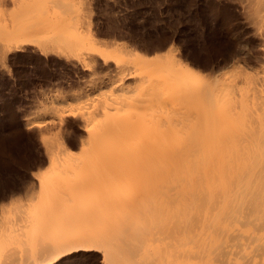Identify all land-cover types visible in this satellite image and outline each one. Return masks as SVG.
Here are the masks:
<instances>
[{"label":"rangeland","instance_id":"obj_1","mask_svg":"<svg viewBox=\"0 0 264 264\" xmlns=\"http://www.w3.org/2000/svg\"><path fill=\"white\" fill-rule=\"evenodd\" d=\"M256 1L257 0H0V43H2V45H0L5 47V49L3 47V50L0 49V109L5 110L4 115L1 116L0 114V223L2 222L0 225L2 229L0 230L4 231L6 228H9V233L11 228H13V231L15 230V232H12V236L10 235V239L7 240L8 247H15L13 251L16 250L15 252L20 253L24 247L28 246L30 249L32 245L34 246V244L30 242H35L33 241L35 236L42 232L45 233V229L43 230L42 228L43 223L39 221L38 224V222H36L37 220H34V224L32 219V214L34 213L31 212V214L28 210L29 204H32V202L36 203L32 199L34 197L33 193L35 198H40L38 193L41 194L40 186L42 181H45L46 184L51 187V190L48 191L49 193H44V199L47 203L45 204L50 206L51 204L49 205V202L51 201L53 204L58 202V206L62 205L60 209L62 208L63 212H60L59 215L62 216V214H64L66 221H64L63 216L60 218L56 213L54 216L66 222L65 224L68 227L67 231L69 232H78V234L82 232V234L97 235V237L103 236V234L111 235L112 232L117 234L119 230L116 231L115 229H120L121 227L119 228L120 225L118 227L116 226L118 225L116 222L118 223L119 220L115 223L114 220L120 217H124L126 226L129 223H131L129 227H131V225L134 226L137 222L136 226L142 227L146 219H148V217L150 219L151 217L149 207L151 206L150 203H152V200L149 198L151 197L149 191L151 187L150 183L152 182L150 181L152 179V170L150 167L152 168V166L151 162L149 164L150 167L148 166V159L150 160V156L147 155L148 152H143L139 149L147 147L153 140L167 139L169 138L168 135L170 137H175L176 134L183 136L180 132V125L175 124L172 117L171 120L169 116H166L168 111L166 112V110L162 108L163 113H161V107L159 108L156 106L157 108H153V105H155L153 103H155V101L151 103L150 100L149 102V99L153 96L148 98L146 93L151 96L152 91L150 92V90L157 92L159 91L157 90V88H159L157 86L160 85V89H163L165 86L163 89L165 94L171 93L167 91L180 89L182 96L179 95L181 97H185V94L188 92L195 95V93H193L194 90V92L197 91L196 95H198V91L201 88L200 84L203 85L209 82L208 84H212L214 89L217 87L215 90L213 89L217 91V93L215 92L216 96H214L215 93L213 91V101H215V103H212V105H210L211 103H202L203 106H210L207 108L205 107L206 111L207 109L209 110L207 111L208 113L211 112L210 110L212 109L209 108L212 106L215 108L213 111L215 110L220 113V110L224 108L223 111L225 110V112L222 111L223 114L221 113V122L219 118H217L216 121L215 117L211 118L213 116V113H211L208 123H215V125L212 124L214 127L216 123L222 124V122L231 121L232 111L234 110L237 112V108H232L234 106L230 104L235 97L234 101H237V104H239L238 99H242V93H247L245 90L249 89L250 91H256L261 89V92L264 93V89H262L264 87V84H262L264 79L262 78L261 81L258 79V73L262 72L264 66V23H260L259 21L260 9L257 8L258 3ZM27 7L29 8L27 9ZM32 7L33 9H31ZM29 9L31 11H29ZM63 34H65L66 40L65 38L64 40L62 39ZM66 44H69V46ZM17 45H21L22 48L17 49ZM151 58L152 61L149 60ZM131 62L134 63L131 64ZM142 62L144 66L147 63V65L152 63L150 66H153V62H155L157 65H154V70H157V72H152V69H150L154 74L150 72V75L149 71L148 74H146L147 71L144 70L146 66L144 68ZM158 65L160 66L159 68ZM142 68H144L143 73H140L142 71L140 69ZM190 70L192 71L189 72ZM170 72L171 74L168 75ZM173 73L176 75H173ZM148 75L151 77L149 76L148 78ZM152 75L158 76L155 78V76ZM178 77L181 80H178ZM163 78L165 81L161 80ZM182 78H184V80L186 79L187 82H184ZM194 78H198L195 79L198 81L196 82ZM174 80L176 85L173 83ZM204 80L205 82L203 83ZM162 81L165 83L163 84ZM255 81L260 82L259 85L256 82L257 86L262 84L263 87L261 86L260 89L255 87L254 89L252 88L253 90L250 89L255 85ZM240 83L242 85L241 87ZM178 84H180L182 88ZM188 84L190 89L187 87ZM153 86L157 88L155 89ZM139 88H141V91H139ZM143 89L144 91L146 90V93L143 92ZM191 89L193 91H191ZM243 89L244 92H242ZM124 90L125 92H123ZM147 90H149V92H147ZM139 92H141L142 97L146 94L145 97L147 96L148 99L139 96ZM254 92H252V96L250 97H248L250 92L246 94L248 98H251L249 101L253 98L256 100V94ZM259 92L260 91H258V94ZM134 94L136 96H134ZM190 94H186V97H191ZM224 94H226V97H223ZM130 95L134 97V100H136L135 102L138 101L139 103L133 105L134 100ZM246 95L243 97L246 98ZM122 97H127V99L131 98L132 101L131 99L129 101ZM215 97L217 98L216 100ZM144 99L148 100L149 103ZM217 100L218 102H216ZM228 100L231 101L229 102ZM125 102H129L131 105L124 106ZM148 104L149 106H147ZM137 105H139L138 108ZM149 109L152 111L159 109L155 110L158 115L156 112L153 113L154 111L149 113ZM83 110L87 111L84 112ZM105 110L108 112L106 113L107 116H104ZM158 111L164 116L160 115ZM129 112H132V114ZM138 112L142 114L139 115ZM144 112V117L146 116L148 120L147 118L144 119L141 117ZM109 113L111 117L112 114L117 113L118 116H116L117 114L115 116L118 117L119 120L115 119L116 117H109ZM92 115L93 117H91ZM101 115L102 117L104 116V118H102ZM131 115L133 117L138 116L137 118H133ZM159 115L163 116V118L167 117V119L164 118V120H162V117L160 118L161 122L165 121L166 124H161ZM224 115L227 117L226 119ZM233 116L235 117L234 113ZM106 117L110 118L108 121L109 123L112 121L117 122H113L115 126L116 124L120 126L123 124L124 129L126 128L123 122L127 121L126 125L128 124L129 126L132 124L130 125L132 127H129L128 130H133L134 132L141 127L146 129L147 125L151 127H153L152 125H156V130H154L155 128H150L153 134L155 131V134L151 136L150 132L148 134L149 136L147 135V129V131L143 129L144 133L146 132L145 134L147 135V138L145 137L146 141L143 140L145 138H141L145 135H142V128L141 132L140 130L138 131L140 138L137 136L138 133H134L137 139L136 136L132 134L136 139H132L133 142L129 143H132V145L129 146L128 143L123 142L127 149L124 148L125 145H123L122 142H118L120 145L115 143L117 140H115L113 136L115 141L110 139V141L112 140L114 142L111 141L113 144L110 142L108 146L105 141L106 143L104 144L106 145L102 144L101 149L99 148L98 156L101 150L102 153H106L108 156L113 155L115 151H117V154L115 153L116 155L114 154V156L110 158L121 157L124 156L123 154H128V160L126 159L128 163L122 166L123 168L121 167L115 175H111L124 183V185L121 184L119 190L115 192L117 195L115 197L111 195V192H114V190L110 189V192L108 186L107 190L109 193L107 190L102 189L106 187H102L101 185H99L101 186L99 189H97L98 186H93V188L91 186H88V188L82 186V190L80 188L84 181H89L93 176L102 175V177H104L109 174L107 168L103 164L102 167L100 163H98L99 166L98 164L95 165L96 162L92 163L91 154L94 153H88L90 151L88 148L91 139L89 140L87 138L89 135L91 137V131L93 130L97 132L100 129H110V125L105 126L103 124L108 118L103 122L101 121L103 125L101 123L100 125L102 127L99 126V121ZM142 119L143 123L141 122ZM113 123L111 124L112 126H114ZM139 123H142V126H140ZM168 123L172 128L171 131L173 133L171 134L170 128L167 127ZM138 125L139 128L137 129ZM107 126L109 127L108 129L106 128ZM175 129L177 131H175ZM208 129H210V127ZM128 130L126 129V131ZM159 130L161 133L158 132V137L161 136L157 138L155 135L157 134L156 131ZM163 130H169L170 132L167 133L166 131L168 134L166 135ZM94 131L93 133L96 135ZM174 132L175 135L172 136ZM106 133L109 134L108 132ZM43 136L47 139L46 142L42 139ZM179 136H176L174 140L179 138ZM84 139L85 141H82ZM86 141L89 142L88 147H86L88 144ZM84 142L85 144H83ZM115 146L116 149H114ZM47 148H49L52 153H49ZM117 148H119V150L121 148V151L119 152ZM61 149H63V151ZM122 150L125 152H122ZM66 155L68 157H66ZM53 158L56 164L53 162ZM144 159H147V163ZM51 165H55V168L50 169ZM143 165L147 168L145 169ZM85 178L86 180H84ZM147 192H149V194ZM139 193L143 194H141L143 198L140 197ZM109 194L112 200H120V202L109 200V198H111L108 196ZM121 196H123L122 201ZM144 196H147L149 200H144ZM157 196L155 199H158ZM29 197L31 199H29ZM155 199L153 201H155L156 204L157 200ZM146 200L148 202H146ZM18 201H20V203H18ZM63 201H66L67 205ZM110 201L115 204L112 202L110 203ZM136 203L137 205L141 203L143 209L142 206L139 209ZM19 204L22 205H20L22 210ZM65 207H68V209ZM4 209L7 211H4ZM13 210L16 211V215ZM143 212H145V218L148 216L146 219L143 217ZM16 216H18V218ZM23 217L27 221H22ZM29 220L32 222H29ZM11 221L13 222L11 223ZM84 221L88 223L85 228L81 226L83 224L81 222ZM124 222H119V224L123 226ZM13 223L16 224V226H12ZM18 223L19 225L23 223L24 226L23 228L21 227L23 231H21L19 225L18 228ZM79 223H81L80 226L83 231L80 229ZM9 224L10 226H8ZM25 224L27 225L26 227ZM113 224H116V228L112 227ZM110 226L112 229L114 228V230H109L111 228ZM14 227L18 229L16 230ZM240 227L245 231L253 229L252 225H240ZM18 232H21V234L23 233L25 236L19 239L21 236L16 237V235L18 236ZM31 232H34V236L33 234H29ZM135 232L133 233L140 238L142 235L141 231L136 230ZM146 233L145 236H147ZM257 234H261L259 236L264 239V229L259 230ZM108 239H110V237ZM24 243L26 244L23 246L19 245ZM11 244L13 246H11ZM252 245H254V243H252ZM251 249V247H248V251ZM102 257L103 254L101 251H98V249H80L62 256L52 264H103Z\"/></svg>","mask_w":264,"mask_h":264},{"label":"bare ground","instance_id":"obj_2","mask_svg":"<svg viewBox=\"0 0 264 264\" xmlns=\"http://www.w3.org/2000/svg\"><path fill=\"white\" fill-rule=\"evenodd\" d=\"M48 1H50V0H48ZM256 2L258 3V4L256 3L258 6L257 8L260 9L259 21H260V23L261 22L264 23V0H257ZM31 5H33V4H31ZM28 8L29 7H27V9ZM31 9H33V7ZM29 11H31V10L29 9ZM11 15H13V14H11ZM257 15H258V13H257ZM261 25H263V24H261ZM11 28H12V26H11ZM261 28H262V26H261ZM64 35L65 34H63L62 39L64 40V38H65V40H66L67 38ZM0 44L2 45V43H0ZM1 45H0V49L3 50L4 46H1ZM66 45L69 46V44H66ZM16 48L20 49V48H22V46L17 45ZM4 49H5V47H4ZM169 57H170V54H169ZM152 58L149 60L152 61ZM133 63L131 62V64H133ZM142 64H143V62H142ZM147 64L145 65L146 68H145L144 64L142 65V66H144L145 69L144 68L140 69V70H142L140 73H143V69L147 71V72L144 71V72H146V74H148V71L150 74V72H151L150 69H152V72H154V71L157 72V70H154L155 69L154 65H157V64H155V62H153V64H154L153 66H150V65H152V63L149 65H147ZM134 65H136V64H134ZM159 67L160 66L158 65V68ZM191 71L192 70H190L189 72H191ZM168 72H169V70H168ZM152 74H154V73H152ZM169 74H171V72L168 73V75ZM174 74L175 73H173V75ZM195 74H196V72H195ZM258 74L260 75V76L258 75V79L260 81L262 80V78L264 79V66H263L262 72H260ZM150 75H148V78ZM152 76H155V78H156V76H158V75H152ZM179 77H180V75H179ZM234 77H235V75H234ZM184 78H182L183 81L187 82L186 79L184 80ZM195 79H198V78H194V80ZM152 80H154V79H152ZM161 80L165 81L164 78ZM178 80H181V79L179 78ZM189 81H191V80H189ZM211 81H212V79H211ZM214 81H217V80H214ZM170 82H172V81H170ZM204 82H205V80L203 81V83ZM256 82L257 81H255V83H254L255 85H253L252 87L250 86L251 87L250 89H252V88L254 89V87L257 89H260L262 84H264V82H263L260 86H257ZM164 83L165 82H163V84ZM173 83L174 84L176 83L175 80ZM201 83H202V81H201ZM208 83L209 82H206L203 85L200 84L201 88H203V89H201L199 87L200 90L198 91L199 92L198 95H196L197 91L194 92L195 90L193 91L191 89V91H193V93H195V95L194 94L192 95V94H190V92H188L191 97H186L188 95V93H186V92L185 93L187 95L184 93L185 97H181L182 93H181L180 89H179L180 91L178 89H173V91H167V92H171L170 94H165L164 90H163L165 88V86L163 87V89H160V85H159L160 81L158 84L159 86H157L159 88H157L156 86H153V88L155 87V89L157 88V90H159V91H157L158 93L155 92L154 90H150V92L152 91L151 93L153 94V95L151 94V96H150V94L148 95V93H146V90L144 91V89H143V92H145L147 94L148 98L152 97V96L154 97V98L152 97L151 99H149V102L151 100V103H152V101L153 102L155 101V103H153V104H155V105H153V108L154 107L157 108L156 106H158L159 108L161 107V109L163 108L164 110H166V112L168 111L169 115L166 114V116L167 117L169 116L170 119L172 117L175 124L180 125V127H181L180 132L183 136H179L176 134V136H179V138H177L175 140H174V138H176V136L170 137L167 133H169L172 130V128L169 126V123H168L167 127L170 128V131L166 130L167 133L165 130H163V131L166 133V135H168L169 138L157 139V140L152 139L153 141H151L147 145V147L139 149V150H142L143 152L144 151L148 152L147 155L150 156V160L148 159V161H149L148 166L150 167V165H149L150 162H151V166H152V168L150 167V169L152 170V179L150 181H152V182L150 183L151 187H150V191H149L151 193L150 194L151 197H149V198L152 200V203H150L151 206L149 207L150 212L148 210V212L151 213V217L149 219V217L146 216V218L148 217L149 220L146 219L144 217L145 212H143V217L146 219V221L144 222L145 224L142 225V227L136 226L137 222L135 223L134 226L131 225V227H129L131 223H129L126 226L125 225L126 223L124 222L125 221L124 217H120L119 219L114 220V223L117 220H119V222H121V223L124 222L123 226H122V224H119V222L118 223L116 222V224H118V225H116V224L112 225V227H114V228H116V226L118 227L120 225L119 226V228L121 227L120 229H117V228L115 229L116 231L119 230V232L117 234L112 232L111 235H106V234L104 235L103 234V236L98 235L99 237H97V235L94 236V235H89V234H82V232H79L80 234H78V232L77 233L76 232H69V231H67L68 227L65 224L66 222H64V221H66L64 214H62L64 221H62L63 219H60L62 216H60L59 214H60V212L62 213L63 210H62V208L60 209V206H62V205H60V206L57 205L58 199L56 198L57 203L53 204V202L51 203V201H50L49 205L50 204L51 205L50 206L46 205L47 203L45 202L46 200L44 199V197H45L44 193L51 190V187H49V185H47L45 181H42L41 186H40L41 194L38 193V196H40V198L39 199L37 197L35 198V195L33 193L34 197L33 196H31V197H33L32 199L36 203L32 202V204H29L28 210L30 213L31 212L34 213V214L31 213L33 216V218H32L33 221L37 220L36 222H38V224H39V221H41L43 223L42 228H43V230L45 229V233H43L41 231L43 233V234L41 233L42 236H41V234H39V235H37L39 237L35 236L34 237L35 239L33 238L34 239L33 241H35L34 243L32 241L30 242V243L34 244V246L31 244L32 247H30V249H29V247L27 246L28 244H27L26 245L27 247H24V249H22L21 252L18 253V252H15L16 250L13 251L15 247H12L13 249L8 247V242H7V240L10 239V235L13 234L12 232H15V230L13 231L12 230L13 228H11L10 233L8 230L9 228L5 229L8 232L5 230H4L5 232L0 230V264H52L53 262H55L56 260H58L62 256L66 255V254L73 253V252L78 251L80 249H82V250L98 249V251H101L103 254V257H102V263L103 264H264V239H262L259 236L261 234H259V235L257 234L259 230L264 229V93L261 92V89L256 90V91L254 90L255 92L250 91L248 89V90H245L248 94L250 92L248 97L252 96L251 94H252V92H254L256 94L255 95L256 100L253 98L251 100L252 102L249 101V99H251V98L247 97V95H246L247 93H244V94L242 93L243 96L246 95V98L241 96L242 99L241 98H239L241 100L238 99L239 104H237L238 103L237 101H234V99L236 97L232 101L230 100L231 102L228 100L231 105L233 104L234 107H232V108H235V109L237 108L236 109L237 112L233 110L232 111V117L230 116L233 120L230 119L231 121L224 122V123L222 122V124L216 123V126L213 127L212 124L215 125V123H212V124L208 123L209 118L211 116L210 114L213 113V116L211 118L215 117V121L217 118H219V121H220V118L222 117V114H223L222 111L224 108H222L223 106L221 107L222 110H220L221 111L220 113H218V111H215V110L213 111V109H215L214 106L209 108V109H212V110H210L211 112L208 113L207 112V111H209L208 109L206 111V108L210 107V106L205 105V107H206L205 108L203 106V104L204 103H208V104L211 103L210 105H212V103H215V101H213V100H214V96H216V93H217V91H214L217 87L214 89L212 84L209 85ZM257 83L259 85L260 82H257ZM205 84H206V87H205ZM215 84H216V82H215ZM226 84H227V82H226ZM154 85H156V84H154ZM178 85L181 87L180 84H178ZM186 85H187V83H186ZM219 85H221V84H219ZM161 86H163V85H161ZM170 86H169V89H170ZM241 86L242 85L240 83V87ZM185 87L186 86L184 85V88ZM187 87H188V89H190L189 84ZM228 88H229V86H228ZM113 89H114V87H113ZM139 89L138 90L141 91V88H139ZM146 89H148V88H146ZM232 89H231V91H232ZM262 89H264V87ZM160 90H163V91H160ZM226 90H227V88H226ZM177 91H179V92H177ZM213 91H214V93L216 92L215 95H214ZM258 91H260L259 94H258ZM123 92H125V90ZM147 92H149V90H147ZM153 92L156 94H154ZM242 92H244V89ZM139 93H140L139 96L142 97L141 92H139ZM233 93H235V92H233ZM226 94H228V93H226ZM226 94H224L223 97H226L225 96ZM108 95H109V93H108ZM145 95L142 98H144ZM104 96H106V95H104ZM134 96H136V95L134 94ZM147 96L145 98H147ZM130 97L134 100V97L132 95H130ZM220 97H218V98H220ZM223 97H222V99H223ZM253 97H254V95H253ZM122 98H121V100H122ZM123 99H127V97H124ZM130 99H127V100L130 101ZM132 99H131V101H132ZM216 99L217 98L215 97V100ZM144 100L148 102V100H146V99H144ZM81 101H83V100H81ZM117 101H114V102H117ZM120 101H119V103H120ZM135 101L136 100L133 101V103H134V104L132 103L133 105H136L137 103H139L138 101L137 102H135ZM216 102H218V100ZM219 102H221V101H219ZM125 103H126V105H125ZM125 103H124V106L131 105V104H129V102H125ZM140 104H142V103H140ZM219 104H217V105H219ZM124 106H123V109H124ZM138 106L139 105H137V108H138ZM147 106H149V104ZM220 106H221V104H220ZM54 107H55V104H54ZM143 107L145 108V105ZM215 107H217V106H215ZM133 108H135V107H133ZM150 108H152V107H150ZM112 109H113V107H112ZM163 109H162L161 113H163ZM219 109H217V110H219ZM118 110H119V107H118ZM155 110H159V109H155ZM155 110H153L154 112L151 109H149V111L148 110L147 111L149 113L151 111L153 113H155L156 112ZM83 111L85 112L87 110H83ZM223 112H225V110ZM106 113H108V112H106V110H105L104 116H107ZM129 113L132 114V112H129ZM161 113H160V115H163ZM233 113H234L235 117L233 116ZM116 114H112V117H111L110 113H109V117L115 118L116 116H118V114L117 115ZM124 114H125V112H124ZM124 114H121V115H124ZM138 114H139V112H138ZM141 114H139V115H141ZM144 114H145V112L143 113V116H141V117L146 119L147 117L146 116L144 117ZM102 115H101V117H102ZM157 115H158V113H157ZM5 116H6V114H5ZM104 116L102 118H104ZM137 116L136 117L134 116V117L137 118ZM163 116L159 117L160 122H161L160 118L161 117L163 118ZM91 117H93V115ZM167 117L166 118L164 117V118L167 119ZM224 117H225V115H224ZM107 118L108 117L100 120L99 126H101L100 123L102 124V122L104 120H107ZM133 118H132V121H133ZM150 118H152V117H150ZM164 118L162 120H164ZM226 118L227 117H225V119ZM109 119L110 118H108V120L105 121V123H103V124L105 126L110 125V129H108L109 127L107 126L106 128L108 130L100 129L97 132L93 130L96 133V135L93 133V131L90 130L92 132L91 137H90V135L87 137L89 140L90 139L92 140V141L91 140L89 141L90 146H89V142L86 141L88 143L86 145V147L89 146L88 149L90 150L88 153H90V152L94 153V154H91L92 155V163L96 162L95 165L100 163V165L102 167L104 165L107 168V171L109 172V174L104 176V177H102V175L101 176H97V175L93 176V178L91 177V179L89 181L88 180L86 182L84 181L85 183L83 182V185H81V186L79 185V186H80L81 190H82V186L84 188H88V186H91L92 188H93V186H95V187L98 186L97 189H99L102 186V187H106V188H102L105 190H107L109 188L108 190L110 192H111L110 189H113L114 192H111V195L113 197H115V196H117L115 192L118 191L120 188V185L121 184L124 185V183L122 181H120V179L115 178L114 176H111V175H115V173L117 171H119L122 166H124L128 163L127 162L128 154H123L124 156H121V157L118 156L116 158L115 157L110 158L111 156H114V154L117 151L114 150L115 153L111 156H108L106 153L105 154L102 153V150H101L100 152L102 154L99 152L101 154V156H100V154L98 156V150H99V148L101 149L102 144L103 145L107 144L109 146L110 142L112 141V140L110 141V139H113V137L115 138V140H117V141H115L113 139L115 141V143L122 142V144H123V142H126L129 144L130 142H133L132 139H135V137H133L132 134L134 136H136V134H134V133H138L139 130L141 132V128L143 131L142 132L143 134L141 133L142 135H144L146 132L144 133L143 129H145V128H143V127L139 128V125L137 126V129L138 128L139 129L136 130V132H134L133 130H132L133 132L128 130L129 127L130 128L132 127V126H130L132 124H130L129 126H128V124L126 125L127 121L123 122L126 125V126L124 125V127L128 130V131H126V129L123 128L122 123H121L122 124L121 126L119 124H116V126H115L114 123H117V122L112 121L109 123L108 122ZM115 119H118V117H116ZM127 120H130V119H127ZM147 120H148V118H147ZM222 121H223V119H222ZM141 122L143 123V119ZM174 122H172V123H174ZM112 123L115 127L111 125ZM129 123H131V122H129ZM163 123L166 124L165 121L161 122L162 125H163ZM141 124H140V126H142ZM147 124H145V125H147ZM97 126H98V124H97ZM99 126H98V128H99ZM143 126H144V124H143ZM152 126L153 127L147 125L148 128L146 127V129L148 131L145 129L147 131V135L149 134V132H150V136L155 134V131L153 134V131L150 130V128L151 129L155 128L154 130H156V127H155L156 125H152ZM209 127H210V129H208ZM120 128H123V129H120ZM193 128H197V129H193ZM92 129H94V128H92ZM151 131H152V133H151ZM175 131H177V130L175 129ZM106 132H108L109 134H107ZM158 132L161 133L160 130L156 131L157 134L155 136H157V138H160L161 135L158 137V135H159ZM171 133H173V132L171 131L170 134ZM93 135H94V137H93ZM145 135L141 138H145V137L147 138V135L146 136ZM174 135H175V132H174V134H172V136H174ZM137 136H138V138H140L139 133L137 134ZM137 136H136V139H137ZM146 138L143 140L146 141ZM42 139L45 142L47 141L45 136H43ZM85 139L82 141H85ZM88 139H86V140H88ZM108 140H109V142H108ZM118 140H121V141H118ZM147 142H149V141H147ZM104 143H106V144H104ZM83 144H85V142ZM123 145H125V143ZM130 145H132V143L129 144V146ZM116 146L114 149H116ZM124 148L127 149L126 145L124 146ZM88 149H87V151H88ZM117 149L119 152L121 151V148H120V150H119V148H117ZM61 150L63 151V149H61ZM47 151L49 153H52V151L49 148H47ZM122 152H125V151L122 150ZM102 155H105V156L107 155V156L105 158V156H102ZM53 156H54V153H53ZM66 157H68V156L66 155ZM108 158H110V159H108ZM145 161L147 163V159ZM53 162L56 164L54 158H53ZM54 166L51 165L50 169H54L55 168ZM98 166H99V164H98ZM143 166L145 167V165H143ZM143 166H141V167H143ZM146 168L147 167H145V169ZM107 171H106V173H107ZM84 177H87V176H84ZM144 178H145V176H144ZM84 180H86V178ZM52 182H53V180H52ZM99 185H101V186H99ZM103 185H106V186H103ZM85 186H87V187H85ZM107 186H108V188H107ZM109 191H108V193H109ZM149 192H147V193L149 194ZM31 194H32V192H31ZM31 194H29V195H31ZM113 194H115V195H113ZM141 194H140V197L143 198V196H141ZM36 196H37V194H36ZM108 196L111 197L110 194ZM156 196L158 197V199L157 198L155 199ZM122 197L123 196H121V201H122ZM116 198H118V197H116ZM149 198H147V196H146L144 198V200L145 199L149 200ZM17 199H16V201H17ZM29 199H31V198L29 197ZM36 199H37V201H36ZM154 199L157 200L156 204H155V201H153ZM109 200H112V197L109 198ZM139 200H142V199H139ZM112 201L120 202V200L115 201L114 199ZM112 201H110V203ZM127 201H129V200H127ZM136 201H138V200H136ZM63 202L66 203V201H63ZM114 202H112V203H114ZM146 202H148V201L146 200ZM18 203H20V201H18ZM134 203H135V200H134ZM21 204H19V206ZM139 204H140V206H139ZM139 204L137 205V203H136L137 207H139V209H140L142 205H141V203H139ZM66 205H67V203H66ZM143 205H145V204H143ZM2 206H1V208L3 209ZM11 206H13V205H11ZM21 206H20V208H21ZM113 206H115V205H113ZM113 206H111V207H113ZM14 208H15V206H14ZM65 208L68 209V207H65ZM19 209H18V212H19ZM142 209H143V206H142ZM21 210H22V208H21ZM59 210H62V211H59ZM87 210H88V208H87ZM4 211H7V210L4 209ZM13 211H15V210H13ZM14 213H15V215L17 214L16 211ZM55 213L58 217L60 216V218H55V216H54ZM126 213H128V212H126ZM18 216H16V217L18 218ZM144 218H142V219L145 220ZM2 219H3V217H2ZM6 220H8V219H6ZM16 220H19V219H16ZM31 220H29V222H32ZM22 221H27V220L23 217ZM136 221H139V220H136ZM12 222L13 221H11V223ZM1 223H0V225H1ZM33 223L35 224V221ZM67 223H68V220H67ZM81 223H83V224L81 225ZM81 223L78 224L80 229H81V226L83 228L87 227L88 223H86L85 221L81 222ZM13 225L16 226V224H14V223L12 224V226ZM18 225H19V223L17 224V226ZM137 225H139V224H137ZM240 225H252L253 229L250 231H245V230L241 229ZM8 226H10V224ZM19 226H20V228L21 227L23 228L24 225L22 223ZM19 226H18V228H19ZM26 226L27 225L25 224V227ZM72 226H74V225H72ZM112 227L110 229L108 227V229L111 231L114 230V228L112 229ZM18 228L14 227V229H16V230ZM22 228H21V231H23ZM33 228H37V227H33ZM0 229H2V228H0ZM108 229H107V231H108ZM136 230L141 231L142 235L140 238H138L137 235H135ZM34 232H31L29 234H33ZM133 232H135V233H133ZM67 233H69V234H67ZM145 233L147 234V236H145ZM17 234H18V236L16 235V237L21 236V237H19V239L23 238V236H25L23 233L21 234V232H18ZM35 235H36V233H35ZM33 236H34V234H33ZM109 237H110V239H108ZM11 238H13V237H11ZM38 238H40V239H38ZM31 240H32V237H31ZM252 243H254V245H252ZM13 244H14V242H13ZM25 244L26 243L19 244V245L23 246ZM11 246H13V245L11 244ZM248 247H251L252 249L250 251H248Z\"/></svg>","mask_w":264,"mask_h":264},{"label":"trees","instance_id":"obj_3","mask_svg":"<svg viewBox=\"0 0 264 264\" xmlns=\"http://www.w3.org/2000/svg\"><path fill=\"white\" fill-rule=\"evenodd\" d=\"M4 113H5V110L0 109V114H1V116L4 115Z\"/></svg>","mask_w":264,"mask_h":264}]
</instances>
